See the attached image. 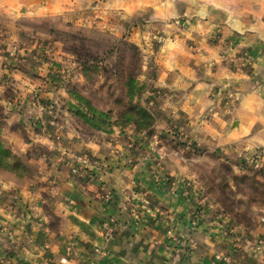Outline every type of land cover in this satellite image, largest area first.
I'll return each instance as SVG.
<instances>
[{"label":"crops","instance_id":"0c3cea01","mask_svg":"<svg viewBox=\"0 0 264 264\" xmlns=\"http://www.w3.org/2000/svg\"><path fill=\"white\" fill-rule=\"evenodd\" d=\"M203 2L227 14L221 39L235 60L231 67L222 61L213 74L224 87H233L237 102L227 103L211 91L213 80L201 72L208 71V62L206 69L189 64L184 73H171L173 85L180 74L185 84L198 83L165 88L168 103L158 111L165 123L158 125L149 159L129 147L135 136L127 140L117 129L109 134L83 127L62 100L69 96L64 87L35 89L43 103L32 100L30 87H18L11 99L0 94L11 112L2 140L25 166L19 174L0 171V221L11 231L0 229V264H60L69 243L75 245L66 264H264L259 245L264 225L258 217L247 226L204 185V191L196 189L194 183L202 182L196 160L170 144L176 142L173 134H162L168 125L165 117L173 114L181 141L224 145L222 151L235 157L264 144V0ZM16 18L13 5L0 0V25L7 22L10 28ZM192 21L184 22L185 28L169 24V51L186 35L203 43L215 25ZM6 57L1 51L0 73L10 69ZM174 58L178 66L185 64L178 54ZM18 70L12 68L13 73ZM51 103L58 109L52 119L46 114ZM75 167L83 176L73 172ZM112 220L118 227L108 239L102 224ZM95 246L108 253L94 254Z\"/></svg>","mask_w":264,"mask_h":264},{"label":"rangeland","instance_id":"374dc122","mask_svg":"<svg viewBox=\"0 0 264 264\" xmlns=\"http://www.w3.org/2000/svg\"><path fill=\"white\" fill-rule=\"evenodd\" d=\"M1 1L13 5L17 18L10 28L6 26L7 22L0 25V52L8 59H15H6L10 69L0 73V94L3 92L4 98L11 99L18 94V87H30L27 92L32 100L43 103L35 89L64 87L69 96H63L62 100L83 127L109 134L117 129L118 135H124L127 140L135 136L129 147L144 160L150 158L151 141L159 135V123L164 122L162 112L159 114L158 111H163V105L168 103L165 88L193 87L198 83L196 80L192 82L194 85H187L180 74L173 85L171 73H184L189 64L205 68L208 62L209 72H201L213 80L211 91L216 96L221 95L227 103L231 101L234 105L237 102L233 87H224L220 77L213 74L222 61L231 67L235 60V56L229 55V45L221 39L227 14L219 12L214 5L209 4V7L203 0L172 2L166 6L154 5V0ZM189 3L196 12L189 11ZM192 20L210 21L215 25H211L203 43L186 35L171 48L173 51H169L165 38L171 32L169 24L176 23L185 28L187 23L184 22ZM8 35H11L10 40L5 42ZM177 54L185 63L183 66L177 65L174 58ZM12 68L19 70L13 73ZM177 97L180 99L181 96ZM5 105L0 101V134L4 133L11 117ZM47 105L56 107L53 103ZM54 111L47 110L48 118L52 119L58 109ZM125 112L134 116L125 115ZM173 116L165 117L168 125L162 134L163 137L173 134L176 142L169 143L181 149L178 151L185 149L188 151L186 157L193 156L196 160V171L202 181L194 183L196 189L204 191V185L209 195L219 198L226 210L237 213L245 225H252L255 216L264 225V209H259L260 206L264 208V144L252 154L235 157L231 152L222 151L224 145L181 141V129L177 121L173 122ZM94 117L98 120L89 121ZM127 117L138 118L146 124L135 127ZM120 120L126 121L127 125L119 123ZM2 143L12 151L8 143L3 140ZM19 159L23 165V160ZM1 170L9 171L0 165ZM0 229L10 231L3 223ZM262 241L260 249H264V238Z\"/></svg>","mask_w":264,"mask_h":264},{"label":"trees","instance_id":"16d2710c","mask_svg":"<svg viewBox=\"0 0 264 264\" xmlns=\"http://www.w3.org/2000/svg\"><path fill=\"white\" fill-rule=\"evenodd\" d=\"M131 111H133V109H131ZM127 113L128 112H125V115ZM128 116L133 117L134 115H131V113H128ZM91 120H93V121L98 120V118H96V117L90 118L89 121H91ZM127 121H133L134 126L138 127V128H140L141 126L146 124L144 121H140L138 118L137 119L136 118L135 119H128V117H127ZM118 122L121 124L126 123V125H127L126 121L120 120ZM1 128H2V126L0 125V131H1ZM6 162H7V164H6ZM0 163H1L0 165L2 166V168H5L11 172H15L18 174L20 171H23V168H24L23 165H21L22 163L20 162L19 157L3 145L1 138H0Z\"/></svg>","mask_w":264,"mask_h":264},{"label":"built area","instance_id":"2783aa9c","mask_svg":"<svg viewBox=\"0 0 264 264\" xmlns=\"http://www.w3.org/2000/svg\"><path fill=\"white\" fill-rule=\"evenodd\" d=\"M54 109H55V106L54 105H50L49 108H48V111L53 112ZM73 172L78 174V175H80V176H83V174H84V171L80 167H75L73 169ZM263 221H264V218H263ZM1 226H2V223L0 222V227ZM102 226H103V230L105 232V236L108 239H110L114 235V233H115V231H116V229L118 227L116 221H113V220L104 222L102 224ZM74 245H75L74 243H69L66 246V248H65L66 255L61 258L60 264H66L68 262V260H69L68 259V255H70L72 253ZM92 249H93L92 251H93L94 254H97V255H100V256H105L108 253L105 249H103L101 247H98V246L92 247Z\"/></svg>","mask_w":264,"mask_h":264}]
</instances>
